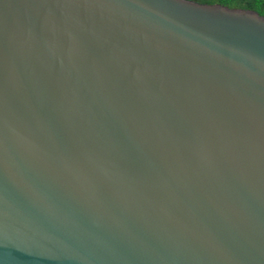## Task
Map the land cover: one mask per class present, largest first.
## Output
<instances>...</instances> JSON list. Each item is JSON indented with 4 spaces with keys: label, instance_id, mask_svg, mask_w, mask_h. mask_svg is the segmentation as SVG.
<instances>
[{
    "label": "water",
    "instance_id": "obj_1",
    "mask_svg": "<svg viewBox=\"0 0 264 264\" xmlns=\"http://www.w3.org/2000/svg\"><path fill=\"white\" fill-rule=\"evenodd\" d=\"M0 264H264V15L0 0Z\"/></svg>",
    "mask_w": 264,
    "mask_h": 264
},
{
    "label": "trees",
    "instance_id": "obj_2",
    "mask_svg": "<svg viewBox=\"0 0 264 264\" xmlns=\"http://www.w3.org/2000/svg\"><path fill=\"white\" fill-rule=\"evenodd\" d=\"M201 3H219L234 8L253 9L264 15V0H195Z\"/></svg>",
    "mask_w": 264,
    "mask_h": 264
}]
</instances>
